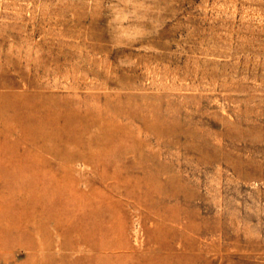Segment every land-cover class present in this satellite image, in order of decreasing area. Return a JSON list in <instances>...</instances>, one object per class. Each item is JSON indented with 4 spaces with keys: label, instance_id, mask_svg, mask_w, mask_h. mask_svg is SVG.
<instances>
[{
    "label": "rangeland",
    "instance_id": "obj_1",
    "mask_svg": "<svg viewBox=\"0 0 264 264\" xmlns=\"http://www.w3.org/2000/svg\"><path fill=\"white\" fill-rule=\"evenodd\" d=\"M87 262L264 264V0H0V264Z\"/></svg>",
    "mask_w": 264,
    "mask_h": 264
},
{
    "label": "bare ground",
    "instance_id": "obj_2",
    "mask_svg": "<svg viewBox=\"0 0 264 264\" xmlns=\"http://www.w3.org/2000/svg\"><path fill=\"white\" fill-rule=\"evenodd\" d=\"M4 122H5V121H4ZM73 129H74V128H73ZM91 138H92V137H91ZM89 145H90V144H89ZM98 162H99V161H98ZM99 163H100V162H99ZM101 163H103V162H101ZM102 165H105V164H102ZM113 175H114V174H113ZM107 176H108V175H107ZM135 181H136V180H135ZM71 183H72V181H71ZM160 188H161V187H160ZM107 191H108V190H107ZM108 194H109V192H108ZM78 197H79V196H78ZM139 199H140V198H139ZM74 200H75V198H74ZM80 200H81V199H80ZM140 200H141V199H140ZM70 202H71V201H70ZM76 204H77V203H76ZM112 204H113V203H112ZM83 206H84V205H83ZM111 206H112V205H111ZM105 207H106V206H105ZM108 207H110V206H108ZM98 209H99V208H98ZM96 210H97V209H96ZM65 211H66V210H65ZM84 211H85V210H84ZM98 211H99V210H98ZM40 212H41V211H40ZM46 213H47V212H46ZM108 215H109V214H108ZM106 217H107V216H106ZM112 217H113V216H112ZM75 219H76V218H75ZM92 219H93V218H92ZM99 219H101V218H99ZM63 220H65V219H63ZM71 220H72V219H71ZM81 220H82V219H81ZM116 220H118V219H116ZM120 220H121V219H120ZM72 221H73V220H72ZM101 221H102V220H101ZM99 222H100V221H99ZM120 222H121V221H120ZM120 222H119V223H120ZM62 224H63V223H62ZM72 224H73V223H72ZM96 224H97V223H96ZM102 224H103V223H102ZM120 224H121V223H120ZM103 225H104V224H103ZM121 225H122V224H121ZM65 226H66V225H65ZM88 226H89V221H88ZM97 226H98V225H97ZM123 226H124V225H123ZM62 227H63V226H62ZM81 227H82V226H81ZM85 227H86V226H85ZM99 227H100V226H99ZM60 228H61V227H60ZM60 228H59V229H60ZM101 228H103V227L101 226L100 229H101ZM110 228H111V227H110ZM113 228H114V227H113ZM113 228H111L112 231H113ZM62 229H63V228H62ZM62 229H61V230H62ZM69 229H71V228H69ZM100 229H99V230L97 229V230L100 231ZM61 230H60V231H61ZM63 230H64V229H63ZM66 230H67V229H66ZM89 230H90V229H89ZM106 230H107V229H106ZM115 230H117V229H115ZM42 231H43V230H42ZM108 231H109V230H108ZM123 231H124V228H123ZM17 232H18V231H17ZM63 232H64V231H63ZM63 232H62V233H63ZM71 232H72V230H71ZM101 232H102V230H101ZM120 232H121V231H120ZM42 233H43V232H42ZM62 233H61V234H62ZM103 233H104V232H103ZM122 233H123V232H122ZM122 233H121V235H122ZM47 234H48V233H47ZM108 234H109V233H108ZM114 234H115V233H114ZM96 235H97V234H96ZM99 235H100V234H99ZM102 235H103V234H102ZM104 235H105V233H104ZM110 235H111V234H110ZM121 235H120V236H121ZM67 236H68V235H67ZM100 236H101V235H100ZM105 236H106V235H105ZM114 237H115V236H114ZM62 238H63V237H62ZM94 238H96V237H94ZM102 238H103V237H102ZM18 239H20V238H18ZM82 239H83V238H82ZM99 239H100V237H99ZM103 239H105V238H103ZM108 239H109V238H108ZM105 240H106V239H105ZM46 242H47V241H46ZM95 242H96V241H95ZM103 242H105V241H103ZM112 242H113V240H112ZM92 243H93V242H92ZM96 243H97V242H96ZM99 244H100V242H99ZM101 244H102V243H101ZM103 244H106V243H103ZM113 244H114V242H113ZM92 245H93V244H92ZM97 245H98V244H97ZM107 245H108V244H107ZM32 246H33V245H32ZM54 246H55V245H54ZM98 246H99V245H98ZM102 246H103V245H102ZM102 246H101V247H102ZM105 246H106V245H105ZM105 246H104V247H105ZM108 246H109V245H108ZM112 246H113V245H112ZM119 246L121 247V245H119ZM75 247H76V246H75ZM110 247H111V246H110ZM61 248L63 249V247H61ZM65 248H66V245H65ZM65 248H64V251L67 250V249H65ZM69 248H70V247H69ZM71 248H72V247H71ZM105 248H106V247H105ZM116 248H117V247H116ZM32 249H33V248H32ZM34 249H35V248H34ZM34 249H33V250H34ZM91 249H92V248H91ZM97 249H99V247H98ZM107 249H108V248H107ZM111 249H113V248H110V251H111ZM70 250H71V249H70ZM95 250H96V249H95ZM95 250H94V251H95ZM121 250H122V252H123V250H125V249H123V246H122V249H121ZM86 251H88V250H86ZM96 251H98V250H96ZM99 251H101V250H99ZM102 251L107 252V251L104 250V249H103ZM110 251H109V252H110ZM114 251H115V250H114ZM114 251H113V252H114ZM117 251L120 252V250H117ZM117 251H116V252H117ZM62 252H63V251H62ZM89 253H90V252H89ZM102 253H104V252H102ZM159 253H160V252H159ZM45 254H46V253H45ZM83 254H84V253H83ZM98 254H99V253H98ZM104 254H105V253H104ZM118 254H119V253H118ZM38 255H39V254H38ZM38 255H37V256H38ZM61 255H63V254H61ZM108 255H111V254H108ZM115 255H116V254H115ZM39 256H40V255H39ZM39 256H38V257H39ZM94 256H96V254H95ZM101 256H102V254H101ZM101 256H100V257H101ZM112 256H113V254H112ZM118 256H119V255H118ZM121 256H122V255H121ZM124 256H125V255H124ZM89 257L92 258L91 255H90ZM100 257H98V258H100ZM104 257H105V256H104ZM107 257H108V256H107ZM110 257H111V256H110ZM144 257H145V256H144ZM45 258H46V257H45ZM45 258H44V259H45ZM82 258H83V257H82ZM85 258H86V257H85ZM112 258H113V257H112ZM38 259H39V258H38ZM48 259H49V258H48ZM48 259H47V260H48ZM155 259H156V257H155ZM160 259H161V258H160ZM87 260L89 261V258H87ZM106 260H107V259H106ZM120 260H122V259L120 258ZM158 260H159V259H158ZM91 261L93 262L94 260H91ZM95 261H96V260H95ZM149 261H151V260H149ZM156 261H157V260H156ZM51 262H52V261H51ZM116 262H117V261H116ZM28 263H29V262H28ZM45 263H49V262L46 261ZM67 263H68V262H67ZM77 263H78V262H77ZM88 263H89V262H87V264H88ZM95 263H96V262H95ZM149 263H151V262H149ZM163 263H164V262H163ZM81 264H82V263H81ZM93 264H94V263H93ZM115 264H116V263H115ZM144 264H145V263H144Z\"/></svg>",
    "mask_w": 264,
    "mask_h": 264
}]
</instances>
